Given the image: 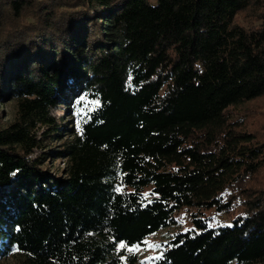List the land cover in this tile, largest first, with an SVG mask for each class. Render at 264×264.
<instances>
[{
  "label": "trees",
  "instance_id": "trees-1",
  "mask_svg": "<svg viewBox=\"0 0 264 264\" xmlns=\"http://www.w3.org/2000/svg\"><path fill=\"white\" fill-rule=\"evenodd\" d=\"M262 96L264 0H0V258L143 264L192 208L154 264H264Z\"/></svg>",
  "mask_w": 264,
  "mask_h": 264
},
{
  "label": "rangeland",
  "instance_id": "rangeland-1",
  "mask_svg": "<svg viewBox=\"0 0 264 264\" xmlns=\"http://www.w3.org/2000/svg\"><path fill=\"white\" fill-rule=\"evenodd\" d=\"M99 105V100L93 97L92 93L86 92L79 96L73 106L69 108L72 109L73 113V123L75 127L78 129L81 126L82 121L87 117V115L95 109ZM0 110L4 115H8V118H11L15 112V104L4 103L0 105ZM236 114L241 117L243 114L244 117H247L249 120H253L254 118H260L262 113H264V96L248 101L242 104L237 105L233 109ZM53 115L56 117H60V123L65 125L67 119V114H64V109L62 107L56 108L53 110ZM243 117V116H242ZM40 126V124H39ZM42 129L43 127L40 126ZM47 152L49 150H46ZM59 164L58 162H56ZM63 166V163H60ZM3 190L0 189V199L3 195ZM192 208H183L178 210L176 213L177 224L170 226L168 228L162 229L158 233L150 236L144 246L134 247L132 248V253L137 254L139 257V262L143 264H154V259L158 257L161 253L163 243L167 242L170 237L178 232L179 230H187L193 227L192 223ZM203 215L210 218V221L215 224L225 223L230 221L227 215L219 214L216 210H206L203 212ZM149 245H159V247L149 248ZM0 264H27L24 261V258L17 252L12 253L7 257L0 258Z\"/></svg>",
  "mask_w": 264,
  "mask_h": 264
},
{
  "label": "snow or ice",
  "instance_id": "snow-or-ice-1",
  "mask_svg": "<svg viewBox=\"0 0 264 264\" xmlns=\"http://www.w3.org/2000/svg\"><path fill=\"white\" fill-rule=\"evenodd\" d=\"M117 190L119 191L120 189H117ZM120 247H121V248H124L125 245L121 244ZM152 247H159V245H149V248H152ZM129 251H131V249H129ZM158 258H159V257H157V259H158Z\"/></svg>",
  "mask_w": 264,
  "mask_h": 264
}]
</instances>
